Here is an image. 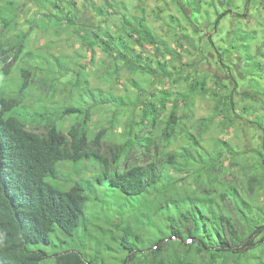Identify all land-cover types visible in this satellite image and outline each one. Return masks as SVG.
Here are the masks:
<instances>
[{
	"label": "trees",
	"instance_id": "1",
	"mask_svg": "<svg viewBox=\"0 0 264 264\" xmlns=\"http://www.w3.org/2000/svg\"><path fill=\"white\" fill-rule=\"evenodd\" d=\"M32 1L38 7L37 20L38 15L44 12L48 26L61 29V22L67 17V27H72L88 46H93L94 36L100 34L104 41L100 45L104 50L117 58L127 59L134 73L148 66L151 68L150 64L144 65L147 45L166 47V51L170 49L167 39L149 26L145 15L122 10L116 0H87L88 4H84L102 16L106 23L104 29L100 26L99 31L91 35L87 34L83 24L77 22L73 9L77 3L75 0ZM179 1L190 11V14L187 10L184 12L185 20L195 32L194 39L196 36L208 39L209 34L202 31L199 19L209 21V9L215 11L213 29L216 31L226 14L235 7L234 0H209L210 7L204 6L205 0ZM246 1L250 6L253 0ZM225 5L228 7L222 9V14L220 9ZM23 6L17 0H0V264L99 263L100 258L86 260L75 248L48 256L46 250H36L32 246L50 243L53 233L58 237L63 235L67 243L68 239H75L86 216L87 188L83 183H90L92 179L100 182L104 177L124 195L143 199L133 212L135 220L140 219L143 227L152 226L154 229L160 225L157 232L162 238L155 243L153 251L162 252L165 259L157 264H264V200L259 197V189H264V150L259 152L257 159L248 162L247 151L238 152L227 140L208 136L215 129L224 133L229 130L237 132L242 121L247 120L237 110L241 103L235 100L234 88L216 79L215 87L209 88L206 72L199 77L185 69L174 67L172 70L167 63L157 60L156 69L162 77V88L143 101L140 120L137 122L129 115L125 127L118 133L114 116L108 121L109 127L104 126L94 132L91 123L95 107L109 102L125 108L135 101L113 95L104 97L102 93L97 95L88 77L81 79V70L72 77L73 80L65 82L62 78L69 70L60 68L51 72L47 79L57 80L67 87L68 105L57 108L53 107L54 104L47 105L44 99H37L41 109L32 110L27 103L31 96L29 77L37 72L33 69L42 70V67L29 69L24 64L20 70L21 82L15 90L11 88L9 77V59L20 58L31 34L19 28V12ZM244 15L238 13L236 17ZM170 19L178 21L175 15ZM236 30H230L227 36H234L233 48L244 52L242 58L249 73L251 93L263 98L264 62L258 59L259 52L256 55L250 52V43L258 39L257 30L246 29L240 23ZM10 33L15 34L8 37ZM173 33L181 45L191 44L188 26L174 23ZM3 38L14 43L5 48ZM214 38L215 35L209 38L211 44ZM134 43H140V52ZM213 46L225 75L238 86L239 80L231 66L225 63L221 48L217 44ZM26 54L29 56L30 51ZM94 59L93 56L92 61ZM23 62H26L24 58ZM111 79L108 77L107 82ZM183 80L191 84V91L173 92L166 86L170 83L178 86ZM130 85L135 88L137 99L145 95L137 79L131 78ZM78 90L80 98L73 103ZM199 95L211 98L214 104L208 115L193 120V128L190 129L183 120L187 113L193 111L195 97ZM88 98L94 103L87 105ZM247 99L254 104L263 102L255 95ZM169 103L171 109L163 116ZM241 109L246 116L256 112L248 103ZM126 114H121V118ZM70 116H75L77 121L65 133L61 126ZM249 123L264 129L259 120H249ZM135 124L141 127L140 131L136 130ZM31 127L43 128V132ZM182 137L179 146L171 150V143ZM105 139L113 141L116 148L112 149L110 158L100 150ZM142 157L147 158L146 161L134 162ZM85 162L97 170L91 177L81 174L89 169ZM67 165L72 169H65ZM60 174L62 176L59 177ZM229 176H234L235 180H229ZM188 186L195 188L203 197L188 190L184 192ZM176 199L180 201L174 205ZM123 211L116 212L120 217L122 214L132 215L130 211ZM165 234L176 239L166 240ZM170 241L179 247L172 250L167 245ZM122 244V249H127L128 253L119 264H133V255L139 249L127 244L126 240ZM106 247L111 248L109 245ZM123 250L118 246L117 251Z\"/></svg>",
	"mask_w": 264,
	"mask_h": 264
},
{
	"label": "rangeland",
	"instance_id": "2",
	"mask_svg": "<svg viewBox=\"0 0 264 264\" xmlns=\"http://www.w3.org/2000/svg\"><path fill=\"white\" fill-rule=\"evenodd\" d=\"M24 4L23 9L20 10L19 14V28L23 31H30V37L28 44L23 51L20 58H10V85L13 90L21 82L22 74L20 72L21 68L25 66L29 69L34 66H41L42 70H37L31 75L30 78V97L27 100L29 107L32 110H40L41 105L36 102L37 99L46 100L47 105L54 104L53 107L66 106L68 105V98L66 86L59 81L47 79L51 76V72H57V69L67 68L68 74L63 81L67 82L73 80V76L77 75L78 71L83 72V77H88L90 86L93 91L99 94H104V97H111L112 95L116 98L125 97V99L131 98L135 101V104H128L125 108L116 104L103 102L100 106L95 107L92 110L93 121L91 123L92 130L97 132L104 126L109 127L108 121L115 116L116 129L119 133L122 128L125 127L126 120L130 115V118L134 117L138 122L140 120L139 116L142 112L143 101L152 96L153 92L159 93L162 88V77L158 75L156 69V61L161 60L173 70L174 67L179 68V70L185 69L187 72H193L195 76L201 77L205 72L208 76L209 88L215 87V79L220 82H227V84L234 88L235 100L241 103L238 105L237 110L247 120L242 121L241 128L237 132L229 130L227 132H220L217 129L214 130L212 134L208 136L219 137L227 140L231 147L236 149L238 152L244 153L248 152L246 160L249 162L255 160L259 156V152L264 150L262 144L264 143V129L253 123H249V120H259L264 124V97L257 96L251 93L252 89L249 83L248 70L245 66L244 60L242 58V49H234L233 43L235 41L234 36L229 35V31L236 30L239 23L246 29L257 30V40L251 42L250 52L253 55L258 53V59L264 62V0H253L250 6L246 0H234L235 7L233 6V11L226 14L223 19L220 28L213 29L215 26L214 18L215 14L213 10L209 9L211 15L210 20L206 21L204 19L200 20V25L202 31L206 32L208 39L196 36L195 39L194 31L190 25L186 23L185 13L186 8L183 3L179 0H116L120 4L122 10L126 9L129 13L137 14L138 16H146V22L149 26L154 29L158 35L167 39L170 49L166 51L165 48L161 47H147L146 57L144 60V65L148 66L150 64L151 68L146 67L144 70H138L136 73L132 72L129 68V63L127 59L118 58L107 53L100 42L103 41V37L100 34L94 36L93 46H88L84 40H81L76 33L73 32V28L67 27V17L62 20V28L58 29L55 26H48L46 20H44L43 13L39 16V20L36 19L35 15L39 12L37 5L34 4L32 0H17ZM77 3L74 4L73 9L78 17V23L83 24V28L88 32L87 34H92L94 31H99L101 26L105 28V21L102 16L96 15L91 8L85 7L84 4H88L87 0H75ZM96 2H104V0H95ZM209 0H205V7H210ZM140 5V7H138ZM225 5L220 10L227 8ZM143 10H141V9ZM182 9V11L180 10ZM248 11V12H247ZM190 14V11L187 10ZM224 11H220L223 13ZM245 12V13H244ZM247 12V13H246ZM238 13L245 14L243 17H236ZM175 15L178 21L173 22L170 16ZM248 16V17H247ZM247 17L246 19H243ZM236 18V19H235ZM236 22L238 25H236ZM109 25L112 24L111 21L108 22ZM174 23H182L188 26V32L191 37V44L181 45L178 43L174 37L173 33ZM2 28V25H0ZM176 28V24H175ZM237 31V30H236ZM15 34V33H14ZM10 33L8 37L14 35ZM213 44L221 48L223 57L226 59L231 68L234 70L233 74L235 78L239 80L238 86L235 84L233 79L228 78L225 75L226 72L224 67H222L219 61V57L216 53L215 47L210 43L209 38L213 37ZM6 34L4 35V37ZM203 36V35H202ZM232 36V37H231ZM174 38V39H173ZM5 40V38H3ZM4 47L9 48L14 41L5 40ZM104 42V41H103ZM140 44V43H139ZM134 43L137 51H141L142 47ZM193 44V45H192ZM30 51V58L26 52ZM172 51V52H171ZM93 56L95 57L92 61ZM23 58L26 62H23ZM59 62V63H58ZM235 69H238L236 71ZM61 76V75H59ZM108 77H111V81L107 82ZM137 79L145 90V95L140 99L136 98L135 88L130 85V79ZM51 83H54L51 86ZM173 90V92L185 90L191 91V84L183 80L180 85H174L172 83L166 85ZM55 90L54 92L52 90ZM256 89V87H255ZM224 93V91H221ZM79 90L76 91V101L80 98ZM256 96V99L261 100L262 103H251L247 98L249 96ZM54 96V97H52ZM52 97L51 99H48ZM195 107L192 112L187 113V118H184L186 126L190 129L193 128L194 119H198L200 116H206L211 112L212 105L214 101L211 98L201 97V95L195 97ZM26 103V102H25ZM31 103V104H30ZM84 103V101H83ZM94 103L91 98L87 99V105ZM101 101L97 104H100ZM248 103L253 105L256 112L249 116H246L241 109L243 104ZM171 109L170 103L167 105L166 110L162 114L165 116L169 113ZM127 113L121 118V114ZM194 120V121H193ZM77 121L75 116L67 117L63 123L62 128L64 132L71 124ZM137 130H140L139 125H134ZM32 130L43 132V128L31 127ZM194 132H198L195 131ZM117 133V134H118ZM197 134V133H196ZM198 135V134H197ZM114 140V139H113ZM183 140H174L169 148L172 150L179 146V142ZM205 141V139L203 138ZM207 142V141H206ZM206 142H204L206 144ZM176 146V147H175ZM219 148L217 146L216 150ZM112 149L116 150L113 141L110 139L103 140L101 144V152L110 158ZM215 155L217 152H214ZM134 157V155H132ZM241 157V155H240ZM147 158L135 159L134 162L143 163ZM243 160V158H242ZM89 169L84 170L82 176L91 177L97 171L95 167L89 166L88 162H85ZM65 169L71 170V165L65 166ZM264 171H262L263 173ZM62 176L61 174L59 177ZM229 180H235L234 176H229ZM86 190V213L82 220L80 227L77 230V235L75 239L70 240L67 243L63 239V235L54 236L52 234L53 241L50 243L39 244L37 246H32L36 250H46L48 256L56 254L57 252L62 253L68 248H75V250L83 255L86 260H95L100 258L99 263L96 264H119L123 256L127 255L128 251L124 248L122 249L123 240H126L127 244L135 245L139 250L133 255V264H157L162 259H165V254L159 251H153L155 243L160 241L162 238L159 235L158 229L160 225L156 228L143 227L141 220H135L133 212L138 208V203L143 201L140 197L126 196L121 193L118 189L110 185L109 179L107 177L102 178L100 182L95 180H90V183H83ZM57 185V184H56ZM188 189H184V192L188 190L189 193H193L196 196L203 197L201 193H197L196 189L192 186H188ZM259 197L264 200V189H259ZM179 199L174 201V205L179 202ZM198 203H200L198 201ZM204 203V202H203ZM140 206V205H139ZM124 210L123 212L130 211L131 214H122L121 217L116 211ZM86 220V223H85ZM85 226V228L83 227ZM85 229V230H84ZM59 229H56V232ZM165 239H171V235H164ZM164 240V241H166ZM172 240V239H171ZM72 243L74 245H72ZM76 243V244H75ZM106 245L111 246L107 248ZM167 245L173 250L179 246L174 241H170ZM121 247L122 251H117Z\"/></svg>",
	"mask_w": 264,
	"mask_h": 264
},
{
	"label": "bare ground",
	"instance_id": "3",
	"mask_svg": "<svg viewBox=\"0 0 264 264\" xmlns=\"http://www.w3.org/2000/svg\"><path fill=\"white\" fill-rule=\"evenodd\" d=\"M147 47H151V46H150V45H147V46H146V49H147ZM170 81H171V79H170ZM136 130H137V129H136ZM137 131H140V130H137ZM175 147H176V146H175ZM174 149H175V148H174ZM171 239L175 240L176 237L171 235Z\"/></svg>",
	"mask_w": 264,
	"mask_h": 264
}]
</instances>
